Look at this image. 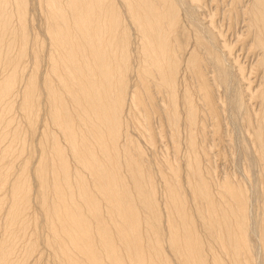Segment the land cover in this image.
I'll list each match as a JSON object with an SVG mask.
<instances>
[{
	"label": "bare ground",
	"instance_id": "6f19581e",
	"mask_svg": "<svg viewBox=\"0 0 264 264\" xmlns=\"http://www.w3.org/2000/svg\"><path fill=\"white\" fill-rule=\"evenodd\" d=\"M0 264H264V0H0Z\"/></svg>",
	"mask_w": 264,
	"mask_h": 264
},
{
	"label": "rangeland",
	"instance_id": "374dc122",
	"mask_svg": "<svg viewBox=\"0 0 264 264\" xmlns=\"http://www.w3.org/2000/svg\"><path fill=\"white\" fill-rule=\"evenodd\" d=\"M32 11V10H31ZM30 142V148H33V147H35V141H33V140H31V141H29ZM220 157H222V156H220ZM222 160H223V157H222ZM237 166V165H236Z\"/></svg>",
	"mask_w": 264,
	"mask_h": 264
}]
</instances>
